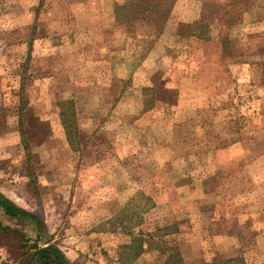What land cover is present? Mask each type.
I'll use <instances>...</instances> for the list:
<instances>
[{
	"label": "rangeland",
	"instance_id": "obj_1",
	"mask_svg": "<svg viewBox=\"0 0 264 264\" xmlns=\"http://www.w3.org/2000/svg\"><path fill=\"white\" fill-rule=\"evenodd\" d=\"M44 2L0 0V194L42 220L71 264H165L168 247L175 262L189 223L176 234L169 209L196 198L176 189L211 170L215 144L236 138L230 122L247 117L239 109L253 99L264 111V83L247 96L233 79L264 75V0H171L93 36L70 33L83 27L69 18L74 0ZM24 7L37 12L43 42L30 52ZM231 179L218 180L228 206L244 198ZM0 224L34 237L28 223L0 215ZM21 240L0 231V264H34ZM224 246L218 258L264 264L254 242Z\"/></svg>",
	"mask_w": 264,
	"mask_h": 264
},
{
	"label": "crops",
	"instance_id": "obj_2",
	"mask_svg": "<svg viewBox=\"0 0 264 264\" xmlns=\"http://www.w3.org/2000/svg\"><path fill=\"white\" fill-rule=\"evenodd\" d=\"M131 1L74 0L77 7L69 18H75L83 27L79 30L78 27L74 28L70 33H73V36L103 34L105 31L116 27L118 19L116 8ZM44 5V0H37L36 10H39V8L43 9ZM23 11L30 18L24 23V28H27L29 37L30 35L34 36L28 44V52H30L32 41L33 43L38 42L37 46L43 42L42 39L40 41L35 40L38 35V26L33 24V22L37 12L27 11V7H24ZM123 26L128 29L130 23H123ZM94 30L96 31L94 32ZM58 34L60 33L58 32ZM52 35L57 36L55 33ZM92 40L90 38V45L94 43ZM102 42L99 43L101 47L106 43ZM100 50L105 49L101 48ZM114 66H117V64ZM242 66L246 67L249 65L243 64ZM233 79L239 85L243 84L248 87L246 92H244V95L247 96L253 95L256 84L261 85L264 83V75L261 74H256L254 77L242 75L237 79L235 77ZM252 102L244 110L236 109L242 111L247 117L242 122L240 117H235L230 122L231 129L232 127L235 128L233 130L236 138L229 140L221 138V141L215 144L214 154L208 159L211 170L198 171V179L195 182H191L188 178V181L185 182L188 184H182L183 186L180 185L176 189L177 192L181 191L186 196L192 193L196 194L195 200L190 205H188V197V201L180 209H169V212H175L173 213L175 216L173 219L176 220V234L181 231L184 222L189 223L188 229L183 233L184 239L182 238V243H180L178 249L180 264H204L205 262L210 263L215 259L235 258L237 254H229V257L218 258L221 253H225L224 251L227 248L224 244L226 243L250 244L254 242L258 245V250L261 252L260 259H264V111L255 107L253 99ZM138 110L146 114L151 109L140 107ZM232 111H235V109L232 108ZM246 128L251 130L248 135L244 133ZM226 148L229 152L223 154L224 156L222 157L221 153ZM225 163H227L225 168H222L220 165ZM224 176L232 178L231 180L241 184V188L234 192L233 195L244 197H236V202L230 206H228V203L221 202L224 188L219 181ZM245 196L255 198L256 204L252 205L249 200L242 204ZM206 198L209 199L208 203L201 201ZM244 228L251 230L249 231L250 234L246 232L243 234L242 230ZM177 236L181 237L180 235ZM163 238L169 237L165 235ZM208 243L211 244L210 247H213L212 249H207L205 244ZM219 244L221 245L219 246ZM169 250L170 248L168 247L164 252L160 253L164 260L169 257ZM233 251L235 250H230L229 246L228 252ZM246 255L250 256L253 254H244L245 257Z\"/></svg>",
	"mask_w": 264,
	"mask_h": 264
},
{
	"label": "trees",
	"instance_id": "obj_3",
	"mask_svg": "<svg viewBox=\"0 0 264 264\" xmlns=\"http://www.w3.org/2000/svg\"><path fill=\"white\" fill-rule=\"evenodd\" d=\"M154 4L155 6H152ZM161 4H167L168 6L171 4V0H132L128 4H124L121 6H118L116 8V16L118 17L117 21L122 23H131L136 22L141 19L140 16H138L140 13L145 14H151L158 12V7ZM161 9V8H160ZM202 18H207V16H204ZM143 19V18H142ZM202 30L204 26H200L199 24L191 25L189 30L193 29ZM200 37L202 34L199 35ZM174 92V91H169ZM62 115L66 116L68 119V124H73L75 122L74 120V114L73 113H63ZM72 122V123H70ZM72 127H67L66 134L67 139L69 140V143L73 144V137H75V133L77 134L75 128L72 132ZM0 215L3 217L9 219V220H16L20 222H25L30 225V230L34 233L33 238H26L25 233H22L19 230H14L11 227L8 226H2L0 224V231L3 233H18L22 237V243L28 244L29 242L32 243V246L27 248V256H29L30 261L34 264H71L63 254V252L58 249L56 246H54L51 243V240L48 236H46V228L44 226V223L42 220H40L36 215L31 214L27 211H25L22 208H19L15 205L11 200L6 198L4 195L0 194ZM137 241V240H136ZM140 244V243H139ZM138 244V246H139ZM32 251L31 254H29ZM170 251V250H169ZM164 252V251H163ZM140 253V250L135 251L134 256H137ZM26 256V255H25ZM173 257L172 254L169 255L167 259H165V264H180V259L178 257V254H175L176 260L175 262H171V258ZM129 259V258H125ZM124 259V262H125ZM123 262V263H124ZM241 260L237 258H231V259H225L220 261H214L211 264H237L240 263ZM242 263V262H241Z\"/></svg>",
	"mask_w": 264,
	"mask_h": 264
}]
</instances>
